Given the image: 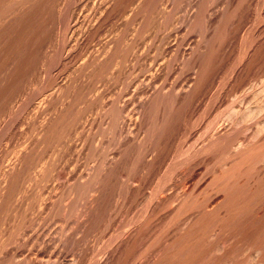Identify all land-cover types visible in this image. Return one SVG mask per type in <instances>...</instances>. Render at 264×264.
I'll return each instance as SVG.
<instances>
[{
    "label": "rangeland",
    "instance_id": "374dc122",
    "mask_svg": "<svg viewBox=\"0 0 264 264\" xmlns=\"http://www.w3.org/2000/svg\"><path fill=\"white\" fill-rule=\"evenodd\" d=\"M0 8V264H264V0Z\"/></svg>",
    "mask_w": 264,
    "mask_h": 264
},
{
    "label": "bare ground",
    "instance_id": "6f19581e",
    "mask_svg": "<svg viewBox=\"0 0 264 264\" xmlns=\"http://www.w3.org/2000/svg\"><path fill=\"white\" fill-rule=\"evenodd\" d=\"M39 1V0H38ZM128 1V0H127ZM149 1V0H148ZM132 2V1H131ZM142 2V1H141ZM59 4V3H58ZM123 4V3H122ZM148 4V3H147ZM150 4V3H149ZM38 6V5H37ZM127 7V6H126ZM61 8V7H60ZM1 9V8H0ZM49 9V8H48ZM141 10V9H140ZM162 10H164V9H162ZM26 11V10H25ZM46 11V10H45ZM161 11V10H160ZM103 12V11H102ZM18 13V12H17ZM136 13V12H135ZM2 14V13H1ZM27 14V13H26ZM32 14V13H31ZM26 16V15H25ZM56 16V15H55ZM71 16V15H70ZM14 18V17H13ZM18 20V19H17ZM44 20V19H43ZM24 21V20H23ZM52 21V20H51ZM25 22V21H24ZM37 24V23H36ZM41 24V23H40ZM54 25V24H53ZM46 26V25H45ZM24 27V26H23ZM33 27V26H32ZM54 27V26H53ZM31 28V27H30ZM76 29V28H75ZM29 30V29H28ZM36 30V29H35ZM92 30V29H91ZM95 32V31H94ZM20 34V33H19ZM9 36V35H8ZM32 37V36H31ZM28 38V37H27ZM30 39V38H29ZM12 41V40H11ZM53 41V40H52ZM13 42H14V40H13ZM41 44V43H40ZM52 45V44H51ZM21 46V45H20ZM34 46V45H33ZM105 46V45H104ZM40 47V46H39ZM38 48V47H37ZM123 48V47H122ZM19 50V49H18ZM112 50V49H111ZM16 51V50H15ZM109 52V51H108ZM28 53V52H27ZM110 56V55H109ZM117 56V55H116ZM12 58H13V56H12ZM106 62V61H105ZM99 63V62H98ZM12 64V63H11ZM18 64V63H17ZM90 66V65H89ZM102 66V65H101ZM24 67V66H23ZM106 67V66H105ZM15 68V67H14ZM105 70V69H104ZM17 73V72H16ZM6 82V81H5ZM242 83H244V82H242ZM261 84V83H260ZM247 86V85H246ZM17 87V86H16ZM62 89V88H61ZM9 90V89H8ZM59 93V92H58ZM158 93V92H157ZM246 96V95H245ZM257 96V95H256ZM255 97V96H254ZM163 98V97H162ZM256 100V99H255ZM3 102V101H2ZM140 103V102H139ZM241 103V102H240ZM248 103V102H247ZM1 106V105H0ZM264 110V109H263ZM218 120V119H217ZM248 121V120H247ZM57 123V122H56ZM254 123V122H253ZM201 124V123H200ZM195 125V124H194ZM214 125V124H213ZM60 126V125H59ZM207 126V125H206ZM257 128V127H256ZM48 131V130H47ZM244 132V131H243ZM187 134V133H186ZM232 134V133H231ZM193 135V134H192ZM224 135V134H223ZM232 136V135H231ZM212 137V136H211ZM200 138V137H199ZM224 138V137H223ZM185 139V138H184ZM50 140V139H49ZM263 141V140H262ZM213 143V142H212ZM255 144V143H254ZM215 145V144H214ZM238 147V146H237ZM246 148V147H245ZM257 148V147H256ZM236 150H237V148H236ZM244 151V150H243ZM249 152V151H248ZM247 152V153H248ZM261 152V151H260ZM169 153V152H168ZM177 153V152H176ZM224 153V152H223ZM167 155V154H166ZM256 155V154H255ZM190 156V155H189ZM172 157V156H171ZM230 157V156H229ZM178 158V157H177ZM236 158V157H235ZM30 160V159H29ZM230 160V159H229ZM246 160H247V158H246ZM26 161V160H25ZM235 161V160H234ZM178 163V162H177ZM180 163V162H179ZM238 165V164H237ZM233 166V165H232ZM259 166V165H258ZM239 167V166H238ZM161 168V167H160ZM183 169V168H182ZM189 169V168H188ZM221 169V168H220ZM237 170V169H236ZM31 171V170H30ZM261 171V170H260ZM259 171V172H260ZM32 172V171H31ZM222 172V171H221ZM225 173V172H224ZM37 174V173H36ZM248 175V174H247ZM253 175H255V174H253ZM11 176V175H10ZM250 177V176H249ZM219 178V177H218ZM243 178V177H242ZM253 178V177H252ZM237 179V178H236ZM259 180H260V178H259ZM216 181H217V178H216ZM223 181V180H222ZM220 182V181H219ZM21 183V182H20ZM212 183V182H211ZM24 184V183H23ZM162 184V183H161ZM89 185V184H88ZM216 185V184H215ZM214 186V185H213ZM224 186V185H223ZM219 187V186H218ZM210 188V187H209ZM212 188V187H211ZM241 188V187H240ZM262 189V188H261ZM18 190V189H17ZM96 190V189H95ZM160 190V189H159ZM231 190V189H230ZM260 190V189H259ZM11 191V190H10ZM161 191V190H160ZM19 192V191H18ZM92 192V191H91ZM173 192V191H172ZM220 193V192H219ZM191 194V193H190ZM232 194V193H231ZM202 196V195H201ZM230 196V195H229ZM237 196V195H236ZM189 198V197H188ZM207 198V197H206ZM214 198V197H213ZM226 198V197H225ZM235 200V199H234ZM152 201V200H151ZM246 202V201H245ZM219 203V202H218ZM223 204V203H222ZM252 204V203H251ZM258 204V203H257ZM224 205V204H223ZM241 205V204H240ZM248 205V204H247ZM181 206V205H180ZM132 207V206H131ZM253 207V206H252ZM6 208V207H5ZM156 208V207H155ZM200 208V207H199ZM244 208V207H243ZM4 209V208H3ZM224 209V208H223ZM253 209V208H252ZM155 210V209H154ZM168 210V209H167ZM227 210V209H226ZM183 211V210H182ZM200 211V210H199ZM163 213V212H162ZM170 213V212H169ZM198 213V212H197ZM229 213V212H228ZM239 213V212H238ZM149 215V214H148ZM241 216V215H240ZM248 216V215H247ZM189 217V216H188ZM195 217V216H194ZM219 217V216H218ZM221 218V217H220ZM237 218V217H236ZM202 219V218H201ZM200 219V220H201ZM136 220V219H135ZM170 220V219H169ZM179 220V219H178ZM237 220V219H236ZM243 221V220H242ZM245 221V220H244ZM166 222V221H165ZM168 222V221H167ZM222 222V221H221ZM189 223V222H188ZM216 223V222H215ZM177 224V223H176ZM186 225V224H185ZM201 225V224H200ZM224 225V224H223ZM240 225V224H239ZM179 226V225H178ZM184 226V225H183ZM181 227V226H180ZM227 227V226H226ZM14 228V227H13ZM171 228V227H170ZM235 228V227H234ZM143 229V228H142ZM167 229V228H166ZM180 230V229H179ZM233 230V229H232ZM217 231V230H216ZM228 231V230H227ZM236 231V230H235ZM11 232V231H10ZM13 232V231H12ZM166 232V231H165ZM180 232V231H179ZM183 232V231H182ZM263 232V231H262ZM184 235V234H183ZM205 235V234H204ZM13 236V235H12ZM179 237V236H178ZM216 237V236H215ZM182 238H184V237H182ZM230 238V237H229ZM188 239V238H187ZM221 239V238H220ZM257 239V238H256ZM198 240V239H197ZM248 240V239H247ZM115 241V240H114ZM163 241H165V240H163ZM198 242V241H197ZM230 242V241H229ZM192 243V242H191ZM194 243H196V242H194ZM213 244V243H212ZM193 245V244H192ZM173 246V245H172ZM197 246V245H196ZM194 247V246H193ZM192 247V248H193ZM176 249V248H175ZM231 249V248H230ZM133 250V249H132ZM209 250V249H208ZM170 251V250H169ZM237 251V250H236ZM251 251V250H250ZM249 251V252H250ZM215 252V251H214ZM235 252V251H234ZM239 252V251H238ZM197 253V252H196ZM232 253H233V251H232ZM227 254V253H226ZM240 254V253H239ZM188 255V254H187ZM206 255V254H205ZM232 255V254H231ZM247 255V254H246ZM193 256V255H192ZM239 256V255H238ZM104 257V256H103ZM198 257V256H197ZM193 258V257H192ZM235 258V257H234ZM233 258V259H234ZM198 259V258H197ZM218 259V258H217ZM244 259H245V257H244ZM174 260V259H173ZM184 260V259H183ZM212 260V259H211ZM255 260V259H254ZM105 261V260H104ZM176 261V260H175ZM179 261V260H178ZM247 261V260H246ZM183 262V261H182ZM216 262V261H215ZM227 262H228V260H227ZM259 262V261H258ZM173 263V262H172ZM185 264V263H184ZM242 264V263H241Z\"/></svg>",
    "mask_w": 264,
    "mask_h": 264
}]
</instances>
